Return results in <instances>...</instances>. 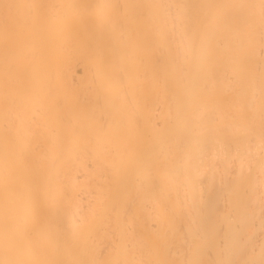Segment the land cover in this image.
I'll return each mask as SVG.
<instances>
[{"label": "bare ground", "instance_id": "6f19581e", "mask_svg": "<svg viewBox=\"0 0 264 264\" xmlns=\"http://www.w3.org/2000/svg\"><path fill=\"white\" fill-rule=\"evenodd\" d=\"M0 264H264V0H0Z\"/></svg>", "mask_w": 264, "mask_h": 264}]
</instances>
